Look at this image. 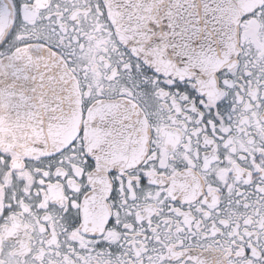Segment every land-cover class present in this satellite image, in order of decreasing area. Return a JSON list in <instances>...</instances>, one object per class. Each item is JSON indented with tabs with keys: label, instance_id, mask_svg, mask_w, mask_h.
I'll return each instance as SVG.
<instances>
[{
	"label": "snow or ice",
	"instance_id": "1",
	"mask_svg": "<svg viewBox=\"0 0 264 264\" xmlns=\"http://www.w3.org/2000/svg\"><path fill=\"white\" fill-rule=\"evenodd\" d=\"M0 264H264V0H0Z\"/></svg>",
	"mask_w": 264,
	"mask_h": 264
}]
</instances>
